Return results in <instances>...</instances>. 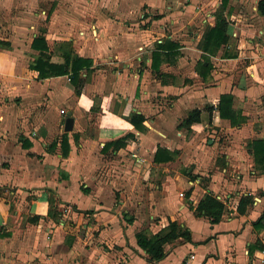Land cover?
<instances>
[{"label": "crops", "instance_id": "obj_1", "mask_svg": "<svg viewBox=\"0 0 264 264\" xmlns=\"http://www.w3.org/2000/svg\"><path fill=\"white\" fill-rule=\"evenodd\" d=\"M117 1L110 2L111 12ZM124 1L122 15L140 3L147 5L144 16L151 23L177 17L171 16L174 11L163 16L162 8L175 10L182 2ZM185 1L189 24H197L199 17L207 22L201 34L194 29L196 38L190 41L180 40L174 28L172 34L164 28H77L82 22L73 16L69 28H61V20L51 28H28L39 17L37 12L36 18L30 16L31 0L25 2L29 13L18 17L16 0H0V15L3 10L7 16H0V264H183L190 255L192 264H262L264 226L253 223L264 211V14L259 0ZM218 13L227 22L228 40L214 53L206 52L199 42ZM193 27L186 29L192 33ZM39 36L48 49L33 46ZM156 39L177 47L164 51L168 58L161 56L152 66ZM69 55L91 62L80 70L76 84L68 80L70 66L66 74L44 78L31 67L39 56L62 63L65 57L73 59ZM202 61L210 66L205 79L196 71ZM222 94L232 95V108L243 121L231 124L220 117ZM196 108L200 121L180 127ZM69 113L73 127L65 131ZM132 113L144 116L141 130L128 121ZM184 114L178 130L220 127L230 137L213 142L210 154L196 158L198 147L191 156L197 162L185 170L188 179L180 171L161 175L158 166L173 162L177 153L155 163V151L181 149L183 154L180 144L186 139L175 141L167 126ZM126 134L123 144L105 147ZM258 140L262 147L254 146ZM124 155L132 161L129 166ZM202 160L205 166L198 165ZM195 177L202 181L191 186ZM178 186L187 189L185 197L178 195ZM206 193L220 202L216 196H230L216 223L194 213ZM248 194H259V199L253 196L259 203L238 213L240 197ZM171 221L188 228L190 241L178 237L164 244L162 259L149 261L136 233L144 222L155 234ZM81 229L92 248L72 243Z\"/></svg>", "mask_w": 264, "mask_h": 264}, {"label": "rangeland", "instance_id": "obj_2", "mask_svg": "<svg viewBox=\"0 0 264 264\" xmlns=\"http://www.w3.org/2000/svg\"><path fill=\"white\" fill-rule=\"evenodd\" d=\"M26 1L27 0H16V7L14 10H15L17 17L19 16V14L27 15L29 13L30 10L25 7ZM181 1H182L181 4L176 5L175 10L173 9L170 11L169 9L164 8L165 6L162 8L163 16H166L170 13L172 14V12L174 11V14L171 16H177V17H167V19H162L161 21H159V23L158 22L151 23L152 20L144 16L148 12L146 9L147 5L140 6V3L137 5L139 6V8H134V10L130 11L129 14L127 13V14L122 15L120 9H124L125 6H122V5L127 3L128 1L126 2L124 0H118L116 9H113L114 12H111L109 10V4L110 2H112V0H88V1L86 0H80V1L31 0V5H34V8L31 7L33 8V10L30 16L34 18L35 16L33 13L37 12L39 14V17H38V21L34 22L33 26L28 27V28H34V26L35 28H39L41 26H46V28H51V27L56 26L59 20L63 21V25H66V27H64L61 24L60 25L61 28H69L71 25L70 23H73L72 18H71V16H73L79 22L80 21L82 22V25L77 28H108L109 25L112 26L111 28H164L165 30L163 32L170 33V34H172L173 32L172 28H174V32L180 38V40L190 41V38L193 35H194L193 37L196 38V35L194 34L195 30L198 34H201V31L203 27L207 24V22H202L203 18L199 17L198 20L194 21V22H197V24L195 25L194 23L189 24L187 17L184 16L185 7L188 5L189 2L185 0H181ZM28 2H30V0H28ZM75 4H78L79 11H76ZM164 4H165V1H162V5ZM158 10L151 11V12L152 14H158ZM210 10L213 14L215 9L211 7ZM72 12H74L75 14H79L80 12L81 16L80 14L75 15V16L71 15ZM236 12L238 11L236 10ZM67 14H70V15L67 16ZM0 16L7 19V16H5L3 10L1 11ZM152 16L155 17L154 15ZM29 20L31 21V19ZM46 20H49V21L46 22ZM17 22H21V21L17 19ZM24 23L25 25H27V21H24ZM189 25L194 26L193 32L191 31L192 33L189 32L190 29H186L188 28ZM185 115L186 114L181 115V117H179L176 122L174 121L170 124V126H167L168 128H170L169 129L170 133L172 134L173 136L172 138H174L175 141L186 139V143L180 144V146L184 148V152L183 154H180L181 149L178 150L177 155L175 157L176 160L174 159V161L171 162L172 164L170 163V164H163L161 166H158V169L161 175H163V172H162L163 170H165V172L166 171L170 172L172 170L178 171V172L180 171L182 173V176H184L185 179H188L186 178L187 174H185V170L189 168L190 162H197L198 159L196 158H198L200 154H205V156L207 154H210L211 150L216 148L213 142L215 141L217 142V140H219L221 144L222 142H224V140H226L227 136L230 137V135L226 133L225 129L220 128V127L215 129V131L212 129V127H207V128H204L203 130H200L199 133H196L197 131H194L193 129H191L190 132L185 131V130H178L176 126L177 124L180 123L181 119ZM164 130L165 132L167 131L169 132V130L166 128H164ZM178 131L181 132L180 135L177 134ZM210 140H212L211 143H209ZM198 147L200 148V152L197 151ZM194 151H197L198 156L194 159H191V156H196ZM124 156L125 158H127L126 160L127 165L129 166L130 164H132L130 157L126 155ZM179 156H181V158ZM206 164H207V161L204 162V160H202L198 165L205 166ZM215 164L219 165L217 161H215ZM156 169L157 167H153V169L151 170L152 175L153 173L154 174L156 173L155 172ZM182 176H180V179H182ZM187 177L190 178L191 176H187ZM134 178H136L137 182H139L138 177H134ZM133 179H130V180H133ZM141 182H142V179H140L139 183ZM152 183L154 184V182ZM145 186L148 188V185H145ZM183 186L184 187L187 186L186 181ZM179 187L180 186H178L177 191H180V192L182 191L184 193L187 192V189L179 188ZM150 191H152V189ZM251 196H254L256 199H259L261 197L259 194L251 195ZM258 203L259 201L254 199V203L252 202L251 205L253 204L252 206L255 207L256 204ZM128 214L129 216L133 217V214L130 211H128ZM148 221L151 222V219H148L147 222ZM147 222H144L142 224L143 226H141L140 229L141 230L143 229L145 230L147 234H150L152 233V230L149 229L148 226L150 225H148L149 223ZM78 235H80L79 240L73 239L72 241V243L76 244L75 248H80V249L92 248V244L86 243V234L83 229L80 230ZM65 236L67 239H70V237L71 238L73 237L71 236V234L65 235Z\"/></svg>", "mask_w": 264, "mask_h": 264}, {"label": "trees", "instance_id": "obj_3", "mask_svg": "<svg viewBox=\"0 0 264 264\" xmlns=\"http://www.w3.org/2000/svg\"><path fill=\"white\" fill-rule=\"evenodd\" d=\"M258 10L260 13L264 14V0H259L258 2ZM154 18H157L156 16ZM227 22L221 13H218V18L213 27H207L208 29L205 31L203 35V39L199 44H201V48L206 52L214 53L220 45L224 44L228 40L227 35ZM42 42V46L35 45L36 43ZM33 46L37 47L39 50L48 49L46 42L43 37L39 36L34 39ZM34 47V48H35ZM177 46L169 42H161L157 44L156 49L152 52V66H156V60L160 59L161 56H165L168 58L169 54L164 51H170L175 49ZM69 57L72 59L65 57L62 63H53L48 59L39 56L35 63L31 65V67L38 71V76L40 78L49 77V76H57L63 75L68 72V66H70L71 78L73 83H77V79L79 77L80 70L85 67L88 68L91 65V62L88 59L74 56ZM204 60L207 61V56H204ZM209 64H204L203 61L199 62V67L196 68V71L200 76L204 79L207 78L209 73ZM79 93V91L77 90ZM212 109V108H210ZM217 109L219 111V115L221 118L229 119L231 124H237L244 120V117L241 116L240 112L234 110L232 108V95L231 94H222L219 98V102L217 104ZM201 111L199 109H193L189 112L187 117L180 123V127H184L189 129L193 123L200 121ZM144 120V116L141 114L132 113L128 117V121L138 130H141L143 125L142 122ZM127 134L123 137H120L114 141L107 142L105 147H109L113 145L114 147H118L120 144H123L124 139ZM65 140V136H63V141ZM257 144V145H256ZM261 141H254V146L258 148V146L262 147ZM264 152V147L261 150ZM177 150L173 152L166 150V148L158 147L155 151L153 161L155 163L167 162L172 159V155L176 154ZM202 181V180H201ZM253 202V196L246 195L241 196L238 201L237 211L238 213H244L245 207L247 204ZM224 211V205L222 202L218 201L211 193H206L204 197L198 202L197 206L194 209V213L197 216H206L209 218L211 223H216L219 221L222 213ZM264 221V211L262 215L253 223V226L256 228H261L264 226L262 222ZM178 237H182L185 241H190V231L188 228H182L177 223L171 221L167 227L162 228L157 231L155 234H147L145 230H141L136 233L137 245L143 249L149 256V261H158L165 256L164 252V244L169 243ZM264 264V263H263Z\"/></svg>", "mask_w": 264, "mask_h": 264}, {"label": "built area", "instance_id": "obj_4", "mask_svg": "<svg viewBox=\"0 0 264 264\" xmlns=\"http://www.w3.org/2000/svg\"><path fill=\"white\" fill-rule=\"evenodd\" d=\"M156 41L158 42V43H161L162 42V40L161 39H156ZM141 49V48H140ZM68 80H69V78H68ZM61 111V113H64V110L63 109H61L60 110ZM139 161V160H138ZM141 161V160H140ZM200 177H195L194 179H192V180H190L189 181V184L191 185V186H196V185H200ZM180 197H185V194H184V192H179V194H178ZM217 198H219V199H221V201L223 202V203H227V201H229L230 200V196L229 195H225V196H220V195H218V196H216ZM262 254H264V250H262ZM194 259V255H190V257H189V259H187L183 264H192V260ZM261 262H262V264L264 263V258H262L261 259Z\"/></svg>", "mask_w": 264, "mask_h": 264}, {"label": "water", "instance_id": "obj_5", "mask_svg": "<svg viewBox=\"0 0 264 264\" xmlns=\"http://www.w3.org/2000/svg\"><path fill=\"white\" fill-rule=\"evenodd\" d=\"M73 118L70 116V113L68 114V117L65 120V131H71L73 127Z\"/></svg>", "mask_w": 264, "mask_h": 264}]
</instances>
